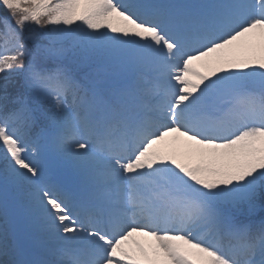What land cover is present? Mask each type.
Segmentation results:
<instances>
[{"label": "snow or ice", "instance_id": "1", "mask_svg": "<svg viewBox=\"0 0 264 264\" xmlns=\"http://www.w3.org/2000/svg\"><path fill=\"white\" fill-rule=\"evenodd\" d=\"M0 9V264H264V0Z\"/></svg>", "mask_w": 264, "mask_h": 264}, {"label": "rangeland", "instance_id": "2", "mask_svg": "<svg viewBox=\"0 0 264 264\" xmlns=\"http://www.w3.org/2000/svg\"><path fill=\"white\" fill-rule=\"evenodd\" d=\"M138 239H141V240H145L146 238H143V237H139Z\"/></svg>", "mask_w": 264, "mask_h": 264}, {"label": "trees", "instance_id": "3", "mask_svg": "<svg viewBox=\"0 0 264 264\" xmlns=\"http://www.w3.org/2000/svg\"><path fill=\"white\" fill-rule=\"evenodd\" d=\"M0 13H3V10H2V9H0ZM3 14H5V15H6V13H3Z\"/></svg>", "mask_w": 264, "mask_h": 264}]
</instances>
